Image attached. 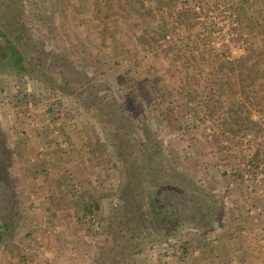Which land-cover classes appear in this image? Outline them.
Segmentation results:
<instances>
[{
	"label": "rangeland",
	"instance_id": "rangeland-1",
	"mask_svg": "<svg viewBox=\"0 0 264 264\" xmlns=\"http://www.w3.org/2000/svg\"><path fill=\"white\" fill-rule=\"evenodd\" d=\"M138 1L131 2L146 11H155L150 10L151 14L145 16L146 24L136 20L132 26L133 8L126 9L121 0H24L25 21L33 37L38 38L41 47L63 52L71 62V71L64 75L63 67L50 68L53 81L49 83L29 74L22 76L11 70H0V129L8 146L17 150L15 156L20 147H30L37 154L30 134L36 138L53 134L58 139L57 148L48 153L38 151L32 162L43 165L41 173L45 181L61 175L66 181L73 162L65 154L69 150L67 133L69 130L78 133L82 141L85 128H95L101 140L109 145L108 157L100 164L93 161L99 178L92 183V189L82 184L78 176L73 180L78 195L88 192L98 199L91 212L83 205L80 207L78 220L97 262L187 264L186 258L191 253L184 251V247L192 249L214 241L218 230L227 224L222 216L229 214L234 202L225 181L235 178L252 190L264 184V0ZM40 14L44 17H38ZM173 26H177L175 32H167ZM147 30H163L166 34L157 43L151 40L146 43L140 36ZM137 47L141 48L139 53L144 58L134 57ZM251 52H255L252 61L256 63L247 68L245 75L249 82L245 90L253 93L246 92V98L242 99L235 93L222 92L219 87L224 84V75L241 72L232 71L230 66ZM155 70L159 72L156 75ZM149 72L156 81L151 84L153 93L146 98L148 85L144 82ZM256 76L261 79L255 84L253 77ZM182 85L193 86L196 89L193 96L188 92L184 95ZM183 99L192 104L187 107ZM238 100H245L248 106L245 113L239 107V110L231 107ZM100 109L106 112L105 116L108 114L106 122L101 120ZM235 114L244 120L238 121L233 131L222 121L225 116ZM186 121L190 125L184 124ZM25 123L29 127L26 130L21 128ZM112 123L122 126L119 133L122 136L126 133L124 136L132 143L136 142L135 131L139 137L145 138L149 133L156 140L154 150L161 159L159 154L152 156L154 150L149 148L144 154H136L141 155V166L152 160V169L163 167L170 172L176 169L179 174L175 180L182 178L180 186L192 182L191 187L208 192L206 198L214 204L208 222L187 219L166 236H160L150 226L144 233L126 227L119 192L127 180L126 161L120 159L119 147L111 145L115 141ZM69 125L72 129H67ZM234 132L238 133L234 135ZM60 149L66 150L62 154ZM256 149L260 150L262 165L251 167L250 153ZM14 161L9 167L13 183ZM180 175L186 176V182ZM166 179L172 182V177ZM14 189L19 195V188ZM150 193L145 201L155 197L154 192ZM5 201L0 194L1 220L7 213ZM254 210L264 212V205L257 204ZM29 211L35 212L16 205V215L20 218L17 230L22 223H27L23 220ZM41 215L42 223H47L48 215ZM7 242H0V249ZM126 246L130 248L127 250Z\"/></svg>",
	"mask_w": 264,
	"mask_h": 264
},
{
	"label": "crops",
	"instance_id": "crops-1",
	"mask_svg": "<svg viewBox=\"0 0 264 264\" xmlns=\"http://www.w3.org/2000/svg\"><path fill=\"white\" fill-rule=\"evenodd\" d=\"M121 1H123L121 2L122 6L126 7V9L133 8L131 10L132 17L130 18L133 22L128 21L131 22L132 26L136 20H141L145 24V21L148 20L145 18L147 12L151 10L153 13L155 11L150 8V10L146 11L139 8L140 6L137 7L135 2H131L136 0ZM137 2L139 1L137 0ZM152 7L156 9L154 4ZM123 13L122 11L121 17L124 16ZM142 13L145 14L144 17L141 16ZM126 19L129 20V18ZM125 24L123 23V25ZM106 26L104 27L106 28ZM131 30L134 31L133 28ZM138 40L142 41L140 38ZM139 52H141V48L137 47L134 57L136 56L138 59L144 58ZM151 59L155 61V58L151 57ZM157 72L155 70L154 75ZM246 73L247 69L238 73L241 79H238V74L235 73L233 75H224L226 79L222 78L224 84H221L222 87H219V89H222V92L230 93V95L235 93L237 94L236 96H242V99L246 98L245 93L247 91L245 86L249 82L248 76L245 75ZM154 75L152 76L149 72L148 80L146 79L144 82V84L148 85L146 89L151 94L153 93L151 92V84L154 85L156 81ZM256 77L258 78L259 76ZM256 77H253L255 84L261 79L259 77L257 81ZM136 82L139 83L137 80ZM181 87L185 89L184 91L182 90L184 95H187L188 92V94L193 96L192 94L196 90L191 88L193 86L182 85ZM156 89L154 88V90ZM247 93L250 95L253 92L248 91ZM239 97L237 98L239 99ZM182 101L187 107L192 104L187 99ZM235 105H231V107L233 106L232 108H237V110H239V107L244 113V110L248 107L245 100L243 102L238 100ZM230 117L225 116L222 122L226 124L227 129L234 131L237 129L238 121H242L244 118L235 120ZM251 122L255 123L253 120ZM184 124L190 125V122L186 121ZM57 125L58 123H56ZM21 128L26 130L29 127L25 123L22 124ZM67 129L72 128L69 125ZM69 131L67 133L69 150L68 152L65 151V154L68 153L67 159H71L73 162L69 166L71 175L67 176L68 180L66 181L64 175L45 181L44 175L41 173V169L44 168L43 165L32 162L34 160L33 157L38 156V151L43 150L48 153L49 150L57 148L58 139L53 134H50L52 137L45 138H36L34 134L33 136L30 134L33 146H37L34 148L35 150L37 149V154L30 147H20L18 149L20 153L18 152L14 156L13 173L15 178L12 185L20 190V194L18 195L17 193L18 200L16 205L20 209L27 208L35 210V212L30 214L29 211V215H24L26 218L24 217L23 222L26 221L27 223H22V226L14 233L13 238L8 240L0 249V264H99L95 252L85 240L88 237L87 234L79 227V209L83 203L78 198L79 195L76 193L75 188L77 185L73 180L78 176L77 178L82 184L84 183L92 189V183L97 182L99 175H95L97 168L92 164L94 160L88 151L83 148L78 133L72 130ZM34 139L37 140V143ZM64 150L60 149L62 154ZM231 179L229 182L225 181L226 183H224L228 185L226 187L230 190L229 194L232 193L230 196L232 202H234L229 214L222 216L223 219H227L226 226L218 230L219 233L214 241L211 240L201 246H193L194 248L192 249H186V251L190 250L189 254L191 253L188 258L185 257L187 264H264V212L258 213L254 210L257 204L264 205V184L262 183L255 190H252L241 185L238 182L239 180ZM43 192L47 193V196H44ZM253 203H256V205ZM46 209L48 213H46ZM42 213L48 215L45 220L48 221L47 223H42ZM52 223L56 226H53Z\"/></svg>",
	"mask_w": 264,
	"mask_h": 264
},
{
	"label": "trees",
	"instance_id": "trees-1",
	"mask_svg": "<svg viewBox=\"0 0 264 264\" xmlns=\"http://www.w3.org/2000/svg\"><path fill=\"white\" fill-rule=\"evenodd\" d=\"M25 7L24 0H0V70H11L22 76L29 74L31 78L40 77V81L51 83L53 76L50 68L53 69L56 65L63 67L65 69H62L64 75H67L65 74L66 71H71V62L67 60V56L63 52H57L51 48L47 49L38 44V38L33 37V32H31L25 21ZM147 14H150V11ZM141 16L144 17L145 14L142 13ZM38 17L42 18L44 16L40 14ZM53 29L52 27L51 30ZM176 29L177 26H173V29L167 30V32H175ZM163 30H147L141 38L146 43L149 40L157 43L160 36V38L165 37L166 32L164 33ZM254 53L251 52L250 55L238 60L237 63H233L230 69L241 72L247 69L252 63H256L255 60L252 61ZM204 54L202 51V57ZM146 92L145 97L150 98V92L147 90ZM99 112L103 115L101 120L104 122L108 114L105 116L106 112L102 109ZM231 117L235 120L242 118L238 114ZM112 125L115 131V134L112 133L115 141L111 145L119 147L120 159L126 161L127 180L124 184H121L119 189L120 198L123 200L124 205L126 227L137 230L138 233H144L145 228L150 226L160 236H166L171 234L184 220L193 219L202 223L210 220L209 216L214 204L209 203L206 198L208 195L206 190L197 186L191 187L190 185H194L192 182H187L189 188L187 184L180 186L182 178H178V181L175 180L179 171L175 169L170 172L171 170L163 167L152 169V160L148 164L142 162L143 165L141 166V155L138 157L136 154H144L145 150L149 148L154 150V147H156V140L149 133H146L147 136L143 138V136L139 137L135 131L136 136L134 135V139H136V142L132 143L130 139L124 136L126 133H123V136L119 133L122 126L116 125V123H112ZM83 133V148L88 151L96 164L103 163L105 157H108L107 148L109 145L101 140L100 135L93 127H86ZM16 153V149L8 146L3 131L0 129V194L6 199L5 208L7 212L4 219H0L2 221L0 222L1 244L13 238L20 220L18 214L16 215L17 194L12 185L13 179L9 174V167L12 165ZM151 154L154 156L159 153L154 150ZM134 156L137 159L133 160ZM260 156V150L256 149L249 160L251 167L259 166V162L262 161ZM109 159H111L110 156ZM147 167L150 168V171H145ZM180 176L186 182V176ZM167 177H172V182H170L171 180L167 181ZM149 192H154L155 197L148 198L145 201L144 198L147 197ZM78 198L87 212H91L94 204H97L98 201L88 192L81 193ZM125 248H130V246ZM184 251H186V247H184ZM112 261H115V259Z\"/></svg>",
	"mask_w": 264,
	"mask_h": 264
},
{
	"label": "built area",
	"instance_id": "built-area-1",
	"mask_svg": "<svg viewBox=\"0 0 264 264\" xmlns=\"http://www.w3.org/2000/svg\"><path fill=\"white\" fill-rule=\"evenodd\" d=\"M234 24H235V23H234ZM232 36H233V35H232ZM244 42H246V41H244ZM242 47H243L242 50L245 51V44H243ZM30 103H32V102H30ZM32 104H33V103H32ZM60 115H61V114H60ZM253 153H254V150H251V153H250L251 157L253 156ZM251 157H250V158H251ZM261 165H262V163L259 162V166H261ZM259 166H258V167H259ZM196 230H197V229H195V231H196Z\"/></svg>",
	"mask_w": 264,
	"mask_h": 264
}]
</instances>
